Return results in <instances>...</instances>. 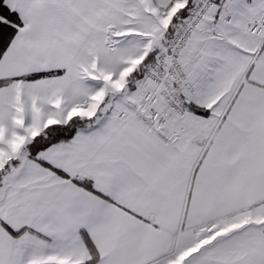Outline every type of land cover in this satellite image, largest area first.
Segmentation results:
<instances>
[{
  "label": "snow or ice",
  "instance_id": "obj_1",
  "mask_svg": "<svg viewBox=\"0 0 264 264\" xmlns=\"http://www.w3.org/2000/svg\"><path fill=\"white\" fill-rule=\"evenodd\" d=\"M0 264H264V0H0Z\"/></svg>",
  "mask_w": 264,
  "mask_h": 264
}]
</instances>
